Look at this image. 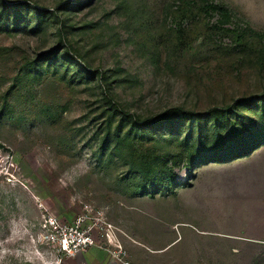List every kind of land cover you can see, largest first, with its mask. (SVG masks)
Segmentation results:
<instances>
[{"label": "rangeland", "instance_id": "rangeland-1", "mask_svg": "<svg viewBox=\"0 0 264 264\" xmlns=\"http://www.w3.org/2000/svg\"><path fill=\"white\" fill-rule=\"evenodd\" d=\"M99 212L130 264H264V0H0V264Z\"/></svg>", "mask_w": 264, "mask_h": 264}, {"label": "built area", "instance_id": "built-area-1", "mask_svg": "<svg viewBox=\"0 0 264 264\" xmlns=\"http://www.w3.org/2000/svg\"><path fill=\"white\" fill-rule=\"evenodd\" d=\"M117 227L106 221L102 212L97 215L86 213L71 222H64L55 214H45L40 226L39 240L55 249L62 258L73 257L92 248L101 247L98 234L105 244L113 249L114 259L123 260L124 252L116 237Z\"/></svg>", "mask_w": 264, "mask_h": 264}, {"label": "crops", "instance_id": "crops-1", "mask_svg": "<svg viewBox=\"0 0 264 264\" xmlns=\"http://www.w3.org/2000/svg\"><path fill=\"white\" fill-rule=\"evenodd\" d=\"M128 240L129 241H125V244L126 248H128L130 252L134 251V253L132 254L134 264H148V262L145 260V255L151 256L148 255L150 253L160 254L152 255L151 261L154 262V264H161L162 260L164 259V255L167 254L165 252L171 250L179 242V240L175 238L174 240H172V242L166 241L164 244L160 240V243L158 244L157 241L153 242V240H151L150 238L141 239L133 236H129ZM108 257L109 254L104 253L103 250L92 248L89 251L82 252L80 254L79 264H107ZM109 264H114V262H111Z\"/></svg>", "mask_w": 264, "mask_h": 264}]
</instances>
